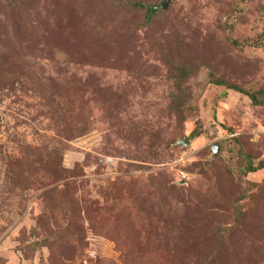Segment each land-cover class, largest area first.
<instances>
[{
  "label": "rangeland",
  "instance_id": "rangeland-1",
  "mask_svg": "<svg viewBox=\"0 0 264 264\" xmlns=\"http://www.w3.org/2000/svg\"><path fill=\"white\" fill-rule=\"evenodd\" d=\"M171 2L0 0V264H264V0Z\"/></svg>",
  "mask_w": 264,
  "mask_h": 264
},
{
  "label": "trees",
  "instance_id": "trees-1",
  "mask_svg": "<svg viewBox=\"0 0 264 264\" xmlns=\"http://www.w3.org/2000/svg\"><path fill=\"white\" fill-rule=\"evenodd\" d=\"M123 4V3H121ZM132 9H143L144 6L142 4H139V3H133V4H130L129 5ZM162 11L161 10H155L154 7L153 8H149L147 9V13H146V17L151 19L153 16H156L158 14H160ZM173 75H176V73H178L177 69L174 68V69H171ZM213 78V77H212ZM212 83L217 86V87H223L226 89V91H234L236 93H240V94H243L245 95L247 98L250 99V101L252 102V105L255 106V107H264V88H261L259 91L251 94L245 90H243L242 88H239L237 86H233L232 84H227L226 82L224 81H220V80H212ZM196 137H198L196 134H192L191 135V139H195ZM248 169H249V172H256L257 170L253 168L252 166V162H249L248 163ZM261 168L264 167V164H262L260 166ZM173 186H169V187H165L167 188L165 190V192H167V190L171 189ZM79 251V250H77ZM109 263H112V262H109ZM114 264V263H112Z\"/></svg>",
  "mask_w": 264,
  "mask_h": 264
},
{
  "label": "water",
  "instance_id": "water-1",
  "mask_svg": "<svg viewBox=\"0 0 264 264\" xmlns=\"http://www.w3.org/2000/svg\"><path fill=\"white\" fill-rule=\"evenodd\" d=\"M172 0H161V3L158 4L157 6L154 7L155 10H167L168 7L170 6V4ZM188 144V141H186V143H184V145ZM213 152L214 154H218V147L217 148H213Z\"/></svg>",
  "mask_w": 264,
  "mask_h": 264
}]
</instances>
